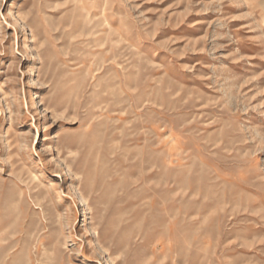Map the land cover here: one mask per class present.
I'll list each match as a JSON object with an SVG mask.
<instances>
[{
    "label": "rangeland",
    "instance_id": "1",
    "mask_svg": "<svg viewBox=\"0 0 264 264\" xmlns=\"http://www.w3.org/2000/svg\"><path fill=\"white\" fill-rule=\"evenodd\" d=\"M0 264H264V0H0Z\"/></svg>",
    "mask_w": 264,
    "mask_h": 264
}]
</instances>
